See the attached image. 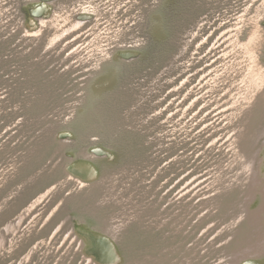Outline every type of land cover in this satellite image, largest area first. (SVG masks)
<instances>
[{"label": "rangeland", "instance_id": "1", "mask_svg": "<svg viewBox=\"0 0 264 264\" xmlns=\"http://www.w3.org/2000/svg\"><path fill=\"white\" fill-rule=\"evenodd\" d=\"M0 264H264V0H0Z\"/></svg>", "mask_w": 264, "mask_h": 264}, {"label": "bare ground", "instance_id": "2", "mask_svg": "<svg viewBox=\"0 0 264 264\" xmlns=\"http://www.w3.org/2000/svg\"><path fill=\"white\" fill-rule=\"evenodd\" d=\"M98 243V242H97ZM100 247V246H99Z\"/></svg>", "mask_w": 264, "mask_h": 264}]
</instances>
